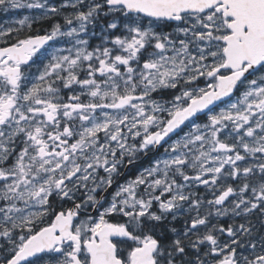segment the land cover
<instances>
[{
	"label": "snow or ice",
	"instance_id": "1",
	"mask_svg": "<svg viewBox=\"0 0 264 264\" xmlns=\"http://www.w3.org/2000/svg\"><path fill=\"white\" fill-rule=\"evenodd\" d=\"M0 10V264H264V0Z\"/></svg>",
	"mask_w": 264,
	"mask_h": 264
},
{
	"label": "flooded vegetation",
	"instance_id": "2",
	"mask_svg": "<svg viewBox=\"0 0 264 264\" xmlns=\"http://www.w3.org/2000/svg\"><path fill=\"white\" fill-rule=\"evenodd\" d=\"M24 15H27V13L26 12H18V11H10V12L6 13V12L0 10V25L6 24V23H8L12 20H15V19L23 18ZM37 31L40 34H43L44 28L40 27L39 25H35L32 34H37ZM50 45L52 47L45 46V49H42V53L49 51L53 47H56V46L62 47L63 46L62 43H57V42H50ZM34 59L36 60L37 64H39L42 60H44V58L41 57V54H38V56ZM144 163H147V161L145 160ZM135 171H136V169H132L131 173H126V176L130 178L132 173H134Z\"/></svg>",
	"mask_w": 264,
	"mask_h": 264
},
{
	"label": "rangeland",
	"instance_id": "3",
	"mask_svg": "<svg viewBox=\"0 0 264 264\" xmlns=\"http://www.w3.org/2000/svg\"><path fill=\"white\" fill-rule=\"evenodd\" d=\"M28 14V13H27ZM57 47V46H56ZM55 48V47H53ZM53 48H51L49 51L44 52V55H41L42 58H44L45 55H47L48 52H50Z\"/></svg>",
	"mask_w": 264,
	"mask_h": 264
}]
</instances>
